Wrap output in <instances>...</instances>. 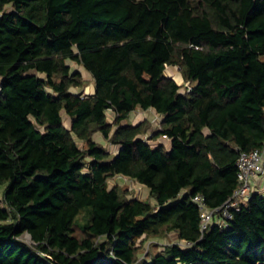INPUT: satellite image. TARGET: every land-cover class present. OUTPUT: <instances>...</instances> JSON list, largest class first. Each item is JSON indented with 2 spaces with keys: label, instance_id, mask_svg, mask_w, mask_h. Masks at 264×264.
Masks as SVG:
<instances>
[{
  "label": "trees",
  "instance_id": "obj_1",
  "mask_svg": "<svg viewBox=\"0 0 264 264\" xmlns=\"http://www.w3.org/2000/svg\"><path fill=\"white\" fill-rule=\"evenodd\" d=\"M139 108L163 116L151 138L169 148L126 122ZM263 145L264 0H0V264H264V193L204 232L193 200L222 205L240 152ZM118 175L157 205L110 187ZM171 232L187 245L141 258Z\"/></svg>",
  "mask_w": 264,
  "mask_h": 264
},
{
  "label": "rangeland",
  "instance_id": "obj_2",
  "mask_svg": "<svg viewBox=\"0 0 264 264\" xmlns=\"http://www.w3.org/2000/svg\"><path fill=\"white\" fill-rule=\"evenodd\" d=\"M191 1L193 3H197L198 0H191ZM10 8L11 6H8V9ZM71 65H72L73 70L75 69L80 70L83 75V78L86 80L87 83L85 86V91L90 93L92 89L94 90L95 88H94L92 75L81 65H78L76 63H71ZM166 74L175 78L177 82L183 86L182 87L183 90H185V88H187V85H189V81H186L184 79L179 67L168 66L166 68ZM108 118L110 120L114 119L113 113H111L110 111L108 112ZM63 120H64V124L67 127H70L71 118L68 115L64 114ZM144 121H147L149 128L147 129V132L142 137L147 139L154 146L159 143H164L166 147L169 148L170 147L169 139L165 137H160L157 140H154L151 138L157 131L161 129L162 121H163V116L157 113L153 108H150L148 110H142L139 108L133 111L130 114L129 119H127L126 122H130L134 124V123H139V122H144ZM94 138L97 141L103 143V145L107 148V150L111 154H115V152L119 148L118 145L109 143V141L104 139V137L100 133L95 134ZM78 142L81 147H85V144L82 141H78ZM109 186L110 187L119 186L121 190H123L129 198H140L144 200H150L151 203H153L154 205H157V201L155 200V198L150 195L149 188L130 178L120 176V175L115 176L109 180ZM2 191H3V188L0 187V197L2 195ZM89 218H90L89 212L87 210H83L78 215L77 222L80 225H83L89 221ZM77 229H78V232H80V229L78 227ZM22 238L24 241H26L29 244L33 243V240L31 239L28 233L23 234ZM175 243H179L180 245L184 247L187 245L185 241H182L179 239L178 234L176 232H171L164 237H152L146 240L141 246V249H140L141 258L145 257L147 252L157 253L163 250L165 245L175 244Z\"/></svg>",
  "mask_w": 264,
  "mask_h": 264
},
{
  "label": "built area",
  "instance_id": "obj_3",
  "mask_svg": "<svg viewBox=\"0 0 264 264\" xmlns=\"http://www.w3.org/2000/svg\"><path fill=\"white\" fill-rule=\"evenodd\" d=\"M187 85L186 90H191ZM237 176L239 184L231 197L222 205L209 207L202 195H196L193 200L198 204L201 213V230L206 231L214 224L227 227L233 219L234 212L239 211L254 192V182L259 176H264V145L251 151H241L237 160ZM190 244V243H188Z\"/></svg>",
  "mask_w": 264,
  "mask_h": 264
},
{
  "label": "crops",
  "instance_id": "obj_4",
  "mask_svg": "<svg viewBox=\"0 0 264 264\" xmlns=\"http://www.w3.org/2000/svg\"><path fill=\"white\" fill-rule=\"evenodd\" d=\"M78 91H80V90H78ZM86 93H88V92H86ZM90 93H94V90L92 89ZM110 112L113 113V116H115V113L112 110ZM134 124H137V123H134ZM68 128H70V127H68ZM118 151H119V148L115 153H117ZM254 191L264 193V176L257 177V179L254 182Z\"/></svg>",
  "mask_w": 264,
  "mask_h": 264
}]
</instances>
